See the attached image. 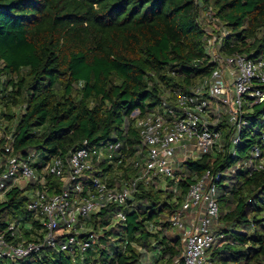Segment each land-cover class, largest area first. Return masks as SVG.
<instances>
[{"label": "trees", "instance_id": "obj_1", "mask_svg": "<svg viewBox=\"0 0 264 264\" xmlns=\"http://www.w3.org/2000/svg\"><path fill=\"white\" fill-rule=\"evenodd\" d=\"M213 23L227 32L218 34L220 54L264 59V0H0V157L6 146L21 158L41 152L46 161L68 157L85 141L90 151L120 142L112 162H97L90 173L109 186H130L141 172L135 161L142 149L132 113L169 114L178 92L193 91L212 73ZM244 110L248 123L238 144L226 117L221 150L178 156L174 177L138 181L126 203L80 221L78 244L0 264H176L184 245L174 214L208 170L221 173L222 208L212 230L225 235L213 245L212 260L264 264V168L254 170L252 156L258 147L264 157V101ZM34 187L23 182L0 202V231L25 219L15 242L32 239L41 226L27 212ZM118 210L125 221L115 219Z\"/></svg>", "mask_w": 264, "mask_h": 264}, {"label": "built area", "instance_id": "obj_2", "mask_svg": "<svg viewBox=\"0 0 264 264\" xmlns=\"http://www.w3.org/2000/svg\"><path fill=\"white\" fill-rule=\"evenodd\" d=\"M223 33H227L225 29ZM217 40L218 36L209 34L208 51L217 64L215 69L193 91L178 92L176 106L169 108V114L140 115L139 110L132 113L142 149L135 161L141 172L130 186L122 189L109 186L101 175L90 173L95 171L97 162H112L122 146L120 142L103 143L90 151L85 141L68 157L54 156L46 161L41 160L38 152L21 158L13 154L10 146L5 147L6 156L0 161V200H5V195L23 182L34 183L27 212L29 218L40 222L41 226L32 239L15 242L14 239L20 237L17 227L25 219L9 221L6 230L0 231V261L23 260L44 247L68 250L79 243L81 220L111 204L126 203L138 181L156 184L165 177H174L178 156L183 160L196 159L215 149L221 150L224 132L219 125L222 117L221 112L215 116L211 114L213 103L228 107L227 117L235 126L231 142H240L239 132L248 123L243 119L244 101L249 100L251 106L264 101V59L238 52L222 55L218 52ZM252 156L255 159L253 169H263L264 157L258 147L253 148ZM87 174L90 178L86 180ZM220 178V172L208 170L191 185L182 207L175 212L173 223L182 231L184 245L176 264H215L210 251L225 237L224 233L212 230L221 213L217 199ZM84 188L87 190L81 194ZM189 212L195 213V219L187 218ZM115 219L125 221L126 214L118 210ZM61 228L65 230L63 234ZM6 232H10L11 237H7ZM98 238L94 233L92 239ZM92 244L89 240L81 246L85 251Z\"/></svg>", "mask_w": 264, "mask_h": 264}, {"label": "rangeland", "instance_id": "obj_3", "mask_svg": "<svg viewBox=\"0 0 264 264\" xmlns=\"http://www.w3.org/2000/svg\"><path fill=\"white\" fill-rule=\"evenodd\" d=\"M210 26H213L212 28H209L208 30L210 31V33H212L213 35L212 36H218V34H220L221 33V30H223V28H221V25H219V23H213V24H210ZM214 29H216V31H214ZM250 101L249 100H245L244 101V105H245V107L246 108H249V107H251V105H250ZM227 110H228V107H226V105L225 104H222V103H220V104H218V103H213L212 105H211V114L213 115V116H215V115H217L219 112H221V117H222V120H226V117H227ZM261 120H260V122L261 123H264V116L263 117H261L260 118ZM259 122V123H260ZM259 126H261L260 124H257V127H259ZM38 155L40 156V157H42V153L41 152H39L38 153ZM0 161H1V157H0ZM264 161V160H263ZM181 163H182V161H181ZM220 204V203H219ZM220 208H222V205L220 204ZM190 213V212H189ZM195 213H190V214H188V216H187V218H189L190 220H192V218H194L195 219ZM65 232V230L63 229V228H61L60 229V233H64Z\"/></svg>", "mask_w": 264, "mask_h": 264}, {"label": "water", "instance_id": "obj_4", "mask_svg": "<svg viewBox=\"0 0 264 264\" xmlns=\"http://www.w3.org/2000/svg\"><path fill=\"white\" fill-rule=\"evenodd\" d=\"M3 209H4V208H1V209H0V213H1V211H2Z\"/></svg>", "mask_w": 264, "mask_h": 264}, {"label": "crops", "instance_id": "obj_5", "mask_svg": "<svg viewBox=\"0 0 264 264\" xmlns=\"http://www.w3.org/2000/svg\"><path fill=\"white\" fill-rule=\"evenodd\" d=\"M3 201V200H0V202Z\"/></svg>", "mask_w": 264, "mask_h": 264}]
</instances>
